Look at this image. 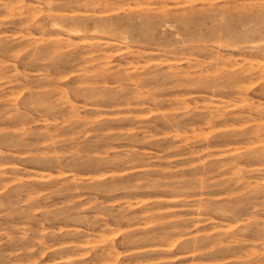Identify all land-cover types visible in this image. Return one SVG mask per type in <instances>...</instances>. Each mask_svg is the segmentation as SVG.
<instances>
[{"label": "rangeland", "instance_id": "rangeland-1", "mask_svg": "<svg viewBox=\"0 0 264 264\" xmlns=\"http://www.w3.org/2000/svg\"><path fill=\"white\" fill-rule=\"evenodd\" d=\"M0 264H264V0H0Z\"/></svg>", "mask_w": 264, "mask_h": 264}, {"label": "bare ground", "instance_id": "bare-ground-1", "mask_svg": "<svg viewBox=\"0 0 264 264\" xmlns=\"http://www.w3.org/2000/svg\"><path fill=\"white\" fill-rule=\"evenodd\" d=\"M19 1V0H18ZM50 0H48V2H49ZM57 2V1H56ZM186 3V2H185ZM52 9V8H51ZM55 9H56V7H55ZM48 11V10H47ZM48 15V14H47ZM53 24H54V22L53 21H51ZM56 22V21H55ZM57 26V25H56ZM73 32V31H72ZM79 33V32H78ZM130 61V60H129ZM128 61V62H129Z\"/></svg>", "mask_w": 264, "mask_h": 264}]
</instances>
